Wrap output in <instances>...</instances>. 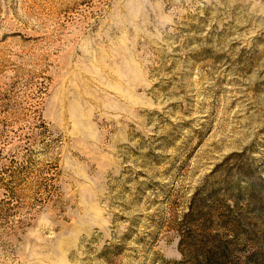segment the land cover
Segmentation results:
<instances>
[{
  "label": "rangeland",
  "instance_id": "374dc122",
  "mask_svg": "<svg viewBox=\"0 0 264 264\" xmlns=\"http://www.w3.org/2000/svg\"><path fill=\"white\" fill-rule=\"evenodd\" d=\"M0 264H264V0H0Z\"/></svg>",
  "mask_w": 264,
  "mask_h": 264
}]
</instances>
